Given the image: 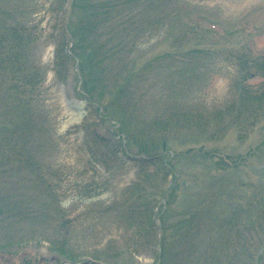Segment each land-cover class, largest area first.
I'll return each instance as SVG.
<instances>
[{
    "label": "trees",
    "instance_id": "16d2710c",
    "mask_svg": "<svg viewBox=\"0 0 264 264\" xmlns=\"http://www.w3.org/2000/svg\"><path fill=\"white\" fill-rule=\"evenodd\" d=\"M60 1L65 3L68 0ZM87 2L89 5L83 12H86L84 15H88L89 21L83 22L84 16L77 14L74 8L70 14L68 12L66 23L57 30L56 35H52L55 41L54 70L59 81H67L77 61L76 57H84L86 64L82 63L79 74L80 83L83 82L82 95L91 105H97L103 119H116L118 128L115 131L122 135L123 141L127 140L129 151L139 148V174L145 185L137 182L130 188V194L121 205L129 227L136 229L135 238L127 243L128 249L134 251L158 243L159 231L155 234V229L158 230L159 226L155 223L154 214L158 198L153 193L154 186L150 185V180L156 177L155 172L161 173L164 179L163 189L168 178L175 173V181L163 190V194L167 206L168 201L176 197L177 182L181 175L175 172L177 164L173 160L176 155L184 158L189 154L184 155L183 149L180 150L183 153L175 150L178 149L176 137L183 136L188 140L191 135L195 139L217 143L234 130L238 139L245 142L263 129L264 50L256 51L252 40L244 42V38L237 45L238 41H232L234 33L231 39H227L226 32L221 34L212 28L211 21L202 15L192 14L185 7H176L171 12L156 9L158 25L163 23L162 26H166L165 20L172 23L173 30L165 37L167 49L159 52L158 48L138 55L128 39L135 34L133 23L137 22L144 28L141 22L144 19L150 21L149 13L134 14L131 10L135 8L122 1L97 0L96 6L94 1L92 4L91 0ZM102 3L104 7L100 6ZM25 5L24 0H0V264H17L15 260H22L19 264H31L34 260H45L40 250L32 253L34 260L29 258L32 256L28 253L27 244L34 241L35 237L30 238L24 230L27 223L31 222L35 226L37 218L50 217L43 212V208L37 210L32 205L27 206L23 192L26 183L39 182L46 175L45 171H48L39 160L47 135L46 123L43 118L40 120L36 108L38 94L48 72L36 58L41 36L37 25L26 20ZM114 11L120 13V21L113 20L110 26L117 34L101 27L108 22ZM81 22L85 29L79 27ZM120 25L125 28L123 36L117 31ZM186 45L187 48H193V45L199 47L186 50ZM211 52L224 56L235 68L231 99L215 110L198 112L187 109L178 99L174 104L165 103L161 110L158 100L152 99L162 114L148 119L145 106L150 109L152 103L145 105L143 99L150 92L149 85L155 83L154 80L156 83L167 81V86L160 89L166 98L172 91L176 96L188 90L185 86L188 79L186 71L198 69L200 57H208ZM113 65L119 70L109 80L104 74L105 67ZM127 68L129 70L125 73ZM155 71H158L156 75L153 74ZM256 78L262 79L259 84L252 82ZM160 90L156 92L158 99ZM191 130L196 134L189 132ZM151 149H155L158 154L152 155ZM190 153L196 160H203L205 168L214 159H218L224 167L238 170L253 157H264V138L259 146L237 157L238 160L217 149L211 153L204 149L192 150ZM239 195V191L232 188L230 198L223 203L221 211L210 204L201 207L197 196L183 197L187 211L183 213L182 220L174 225V229L186 233L168 250L165 245L166 228L163 225L165 229L161 228L159 239L162 250L156 255V262L264 264V190L260 188L253 196L244 201L245 196L240 197V202H237L235 198ZM27 202L31 204L29 200ZM166 205L159 210L160 219L164 223L168 213ZM198 218H216L217 224L215 228L208 226L201 230L195 226ZM215 230L218 235L212 236ZM43 239L50 241L51 250L59 259L51 258L48 263L55 260L80 262L81 256L73 248L71 239L61 235L49 237L48 233L44 234ZM134 246L137 247L134 249ZM103 256L96 254L93 259L105 264H133L126 262V255L120 252L112 259Z\"/></svg>",
    "mask_w": 264,
    "mask_h": 264
},
{
    "label": "rangeland",
    "instance_id": "374dc122",
    "mask_svg": "<svg viewBox=\"0 0 264 264\" xmlns=\"http://www.w3.org/2000/svg\"><path fill=\"white\" fill-rule=\"evenodd\" d=\"M87 1L68 0L63 3L60 0H24L26 20L32 25H37L41 36L36 58L48 72L47 79L38 94V105H36L40 120L43 118L46 123L47 134L39 160L48 171H45L46 175L39 182L26 183L23 192L26 200L31 203L26 201L27 206L32 205L37 210L43 208V212L49 214L50 217L37 218L38 223L36 222L35 226L31 222L27 223L24 232L30 238L35 237L34 241L27 244L28 253L32 256L29 258L34 260L32 253L40 250V253L45 255L46 258L43 259L46 262L45 260H34L31 264H73L57 260L47 262L57 257V254L51 250L50 241L43 239L44 234L48 233L49 237L61 235L71 239L73 248L81 256L79 261L93 259L96 254H103L105 258L112 259L116 253L120 252L126 255V262L158 264L156 255L159 250H162L161 243L159 245L161 228L162 230L166 228L165 245L168 250L186 233L181 232L180 229L178 231L174 229V225L182 220L183 213L187 211L183 197L197 196L201 207L210 204L216 210L221 211L223 203L230 198L232 188L239 191L240 195L235 198L238 199L237 202H240V197L245 196L244 201L253 196L260 188L264 190V157H253L238 170L224 167L223 162L219 163L218 159H214L207 166L208 168H205L203 160L193 158L190 151L204 149L211 153L217 149L232 155L234 160H238L237 157L249 153L252 148L263 142L264 127L245 142L238 139V134L234 130L228 132V135L217 143L206 142L202 138L195 139V136L191 135L188 136V140H185L183 136L176 137L178 149L175 150L183 153L180 151L183 149L185 150L184 155L189 154L184 158L176 155L173 160L177 164L175 172L179 173L181 178L177 182L176 197L168 201L169 206L166 205L167 200L164 198L163 190L175 181V173L168 178L167 182L165 181L164 189L162 188L164 179L161 173L155 172L156 177L150 180V185L154 186L153 193L158 198L154 213L155 223L159 226L158 230L155 229V234L159 231L158 243L151 247L142 246L134 251L128 249L127 243L135 238L137 233L136 229L129 227L121 205L130 194L131 187L137 182H143V186L145 185L144 179L139 174V148L129 151L127 140L123 141L122 135L115 131L118 128L116 119L111 120L109 117L103 119L101 111L97 110V105H91L89 100L82 95L81 84L83 82L80 83L79 74H81L82 63L86 64L84 57L81 59L76 57L77 61L67 81H59L54 70L55 41L52 35H56L57 30L66 23L68 12L70 14L74 8L77 14L84 16L83 22L89 21L88 15L85 16L86 12H83V9L89 5ZM93 1L96 6L97 0H91V4ZM116 1H122L134 7L135 9L131 10L134 14L145 15L148 12L150 15V21H147L151 25H148L145 19L141 22L144 28L137 22L133 23L135 34L128 39L129 43L134 45L138 55L158 48L159 52L167 49L165 37L173 30L172 23L165 20L166 26H162L163 23L158 25L156 22L159 15L156 9L161 12H171L176 7H185L187 11L190 9L188 12H193L192 14L202 15L204 19L211 21L212 28L220 31L221 34L226 32L227 39H231L230 36L234 33L232 41L233 43L238 41L237 45L244 38V42L252 40L256 51L264 50V0ZM100 6L104 7L105 4L102 3ZM119 16L120 13L114 11L108 22L102 24L101 27L117 34L110 25L113 20L120 21ZM83 22L79 27L85 29ZM148 26L150 28H147ZM117 31L123 36L125 28L120 25ZM81 32L82 30L79 33ZM90 37L92 39V35ZM88 43L89 40L87 46ZM193 46V48L191 46L187 48L186 45L184 49L191 50L199 47V45ZM169 49L173 50L171 47ZM211 53L208 57H200L198 69L186 71L188 79L185 86L188 90L177 93L176 96L172 91L166 98L162 96L160 89L167 86V81L156 83L154 80L155 83L149 85L150 92L143 99L145 105L152 103L150 109L145 106L148 119L160 117L163 105L165 107V103L174 104L176 99L180 100L184 107L195 112L215 110L231 99L235 68L224 56ZM128 59H131V55ZM118 70L119 68L115 65L107 66L104 74L111 80ZM128 70L127 68L125 73ZM157 73L158 71H155L153 74ZM261 80V78H256L252 82L259 84ZM158 90H160L159 99L156 97ZM152 99L158 100L162 107L161 110ZM75 105H82L81 110H76ZM81 111L82 115H80ZM189 132L196 134L194 130ZM151 151L152 155L158 154L155 149ZM192 204L196 206L197 202ZM164 205L168 207L165 223L159 215V210ZM215 224H217L216 218L214 220L198 218L195 226L202 230L208 226L215 228ZM41 234L43 236L39 238ZM211 235H218V231L215 230ZM136 247L134 246V249ZM39 255L36 257L38 258ZM14 262L19 264L22 260Z\"/></svg>",
    "mask_w": 264,
    "mask_h": 264
},
{
    "label": "water",
    "instance_id": "95a60500",
    "mask_svg": "<svg viewBox=\"0 0 264 264\" xmlns=\"http://www.w3.org/2000/svg\"><path fill=\"white\" fill-rule=\"evenodd\" d=\"M90 263H92V264H102V263H100L98 261H94V260H86V261H84V262H82L80 264H90Z\"/></svg>",
    "mask_w": 264,
    "mask_h": 264
},
{
    "label": "bare ground",
    "instance_id": "6f19581e",
    "mask_svg": "<svg viewBox=\"0 0 264 264\" xmlns=\"http://www.w3.org/2000/svg\"><path fill=\"white\" fill-rule=\"evenodd\" d=\"M81 106L82 105H75V107L74 108H76V110H81ZM83 114V112L81 111V113H80V115H82ZM77 116H79V114H76Z\"/></svg>",
    "mask_w": 264,
    "mask_h": 264
}]
</instances>
